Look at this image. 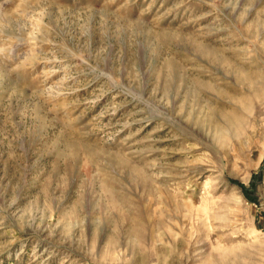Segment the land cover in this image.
<instances>
[{
	"label": "rangeland",
	"instance_id": "1",
	"mask_svg": "<svg viewBox=\"0 0 264 264\" xmlns=\"http://www.w3.org/2000/svg\"><path fill=\"white\" fill-rule=\"evenodd\" d=\"M0 264H264V0H0Z\"/></svg>",
	"mask_w": 264,
	"mask_h": 264
}]
</instances>
